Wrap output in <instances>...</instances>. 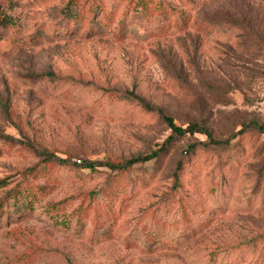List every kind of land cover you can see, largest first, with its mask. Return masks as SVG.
Instances as JSON below:
<instances>
[{"label":"rangeland","instance_id":"1","mask_svg":"<svg viewBox=\"0 0 264 264\" xmlns=\"http://www.w3.org/2000/svg\"><path fill=\"white\" fill-rule=\"evenodd\" d=\"M147 1L168 19L140 0L12 11L0 41V264H264V0ZM129 92L229 144L187 134L123 174L81 168L149 155L172 134ZM19 186L37 192L31 205L8 198Z\"/></svg>","mask_w":264,"mask_h":264},{"label":"trees","instance_id":"2","mask_svg":"<svg viewBox=\"0 0 264 264\" xmlns=\"http://www.w3.org/2000/svg\"><path fill=\"white\" fill-rule=\"evenodd\" d=\"M140 2L142 3V6L146 12H148V13H150V12L158 13L159 12L163 16L164 21H166L168 19L170 13L167 10L165 5L158 2L156 4L155 8H149L147 0H140ZM18 6H19V0H3L0 3V41L2 40V38L4 36V31L8 27H10L11 25H14L18 21L19 18H15V16L12 14V11ZM180 11H178V12L181 16V20H184L185 21L184 23H187V14L184 11H181V12ZM163 13H166L167 15L164 16ZM73 15H75V17L78 16V14H73ZM128 94L132 98L136 99L146 109H148L150 111H157L160 114V116L162 117V119L165 121V123L172 130V134L169 136L167 141L163 144V146L159 150H156L149 155L136 156V157H133L130 159L120 161V162L91 161V162H88L86 164L80 165L81 168L91 169L92 171H96V169L98 167L106 166V167L110 168L112 171H115L117 174H123V173L131 170L134 166H136L138 164H146L152 160L157 159L160 156V154L166 149L169 142L173 141L175 138H180V137L186 136L187 134H190V135H194L196 133L204 134V135H206V137L209 140L207 143L209 145L224 146V145L229 144V140H217V139H215L212 132L202 124L189 123L187 126L179 125L175 122L173 117L168 115L163 109L154 108L149 102H146L144 99H142L141 97L136 95L134 92H129ZM253 124L256 128H258L260 130L263 129V127L260 124H258L257 122H254ZM3 138L12 140V139L5 137V136H3ZM31 147L36 151L38 156L42 157L43 161L46 163L52 162V161H57V160L60 162H66L65 159L57 158L55 153L48 152L47 150H40V149H38L32 145H31ZM35 169H36V166L27 169L26 172H33V171H35ZM178 176L176 177L177 181L179 180ZM3 186H5V184L3 182H0V187H3ZM32 194L36 195L37 192H34V190L31 188H28V187L22 188L19 186L16 189H14L13 192H11V194H9L8 198L13 199L16 203H25L26 202V204L31 205L32 204V200H31ZM57 206H58V203L53 205L54 208H56ZM76 211L78 214H81L82 208L79 207ZM81 221L82 220H80V222ZM109 233H110L109 231H105L102 234H100V237L107 236V235H109Z\"/></svg>","mask_w":264,"mask_h":264}]
</instances>
